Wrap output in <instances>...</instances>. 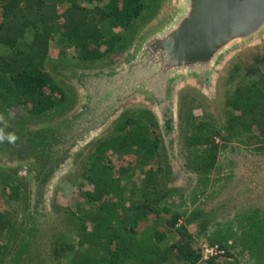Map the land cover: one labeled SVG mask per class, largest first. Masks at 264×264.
<instances>
[{"label":"trees","instance_id":"obj_1","mask_svg":"<svg viewBox=\"0 0 264 264\" xmlns=\"http://www.w3.org/2000/svg\"><path fill=\"white\" fill-rule=\"evenodd\" d=\"M60 1L0 0V104L7 110L23 107L31 117H42L62 109L67 101L66 91L47 71L55 33L74 49L79 62L94 64L133 46L136 34L131 26L146 9V0H66L67 7L60 14ZM108 21L118 32L105 35L102 27ZM126 34L130 39L124 43ZM229 79L231 87L242 86L244 91L239 97L229 98L227 124L220 129L202 121L186 136L191 166L202 177L216 167L219 141H241L250 135L248 144H262L264 149V72L238 64ZM123 114L116 132L100 141L83 164L79 175L84 180L82 187L89 189L81 196L89 209L80 207L71 212L68 221L77 228L78 243L58 244L54 260L58 264H199L201 257L192 245L188 226H204L201 230L206 231L207 222L199 223L198 212L188 217L172 212L171 191L160 162L162 139L142 118ZM142 116L145 119L150 113L142 111ZM50 131L10 132L5 142L0 139V154L11 156L12 144L30 143L38 157L42 153L39 172L52 177L61 154L44 156L47 144L41 138ZM258 132L261 135L257 136ZM113 156L122 165H113ZM50 157L55 166L47 164ZM138 173L140 184L134 181ZM6 178H0L4 191L11 187ZM12 190V200L18 199L19 190ZM260 218L259 212L248 213L238 219L237 227L242 230L243 249L257 253L256 259L260 258L262 264L264 251L257 250H264V221L258 223ZM182 220L184 224L180 225ZM143 223L148 226L142 227ZM160 224L165 230L159 229ZM234 227L231 225L233 232ZM14 228L13 216L0 213V242L10 237ZM221 229L224 236L218 242L228 256L225 243L229 233L227 227ZM173 233L178 239L168 243ZM8 253V245L0 244V264ZM206 264H217L216 259Z\"/></svg>","mask_w":264,"mask_h":264},{"label":"rangeland","instance_id":"obj_2","mask_svg":"<svg viewBox=\"0 0 264 264\" xmlns=\"http://www.w3.org/2000/svg\"><path fill=\"white\" fill-rule=\"evenodd\" d=\"M174 1H145V11L131 26V31L136 34L133 46L141 36L160 24L158 22L167 15ZM66 7V0L58 3L60 14ZM112 23L108 21L103 24L105 35L118 32L119 29ZM126 37L128 38L124 43L130 39L128 34ZM50 46L47 71L67 93V101L62 109L42 117H31L23 107L7 110L0 104L2 142L9 138L10 132L24 134L50 128V134L41 138V141L47 144L44 156L47 153L52 154L51 157L61 154L52 177H46L39 172L38 167L43 163L42 153L38 157V153L31 150L33 145L30 143L12 144L9 148L12 151L11 156L0 154V178L7 177L6 180L11 186L5 191L0 188V213H10L15 224L12 235L0 242L8 245L9 253L4 264H58L53 255L57 245L61 242L78 243L77 228L68 218L72 211H79L80 207L89 209L81 196L89 186L82 187L84 180L79 174L98 143L112 136L122 123L121 112L107 123H102L100 127L96 122L93 123L90 133L79 131L77 127V121L79 122L85 109L84 104L88 103L86 96L94 88L92 80L86 85L89 78L84 77L117 71L126 57L133 52V46L127 48L124 53L118 51L115 55L90 65L79 62L74 49L62 43L57 33L53 35ZM238 64H243L244 67L252 65L264 72V42L245 48L230 58L218 74L213 87L208 89L200 85L184 84L176 90L173 141L158 111L155 112L153 106H149L143 98L131 101L123 110V115L127 117L142 118L162 139L160 162L167 175V189L171 191L169 206L172 212L176 211L186 217L198 212L201 213L198 222L208 224L206 231L201 230L204 226H188L193 238L192 245L201 257L199 264H206L211 259H216L217 264H261L260 258L256 259L257 253L253 255L243 249L242 230L238 229L237 221L246 214L253 215L255 212H259L264 218L262 144H248L246 139L250 135L241 141H219L220 152L216 167L206 177H202L197 175L191 166L186 142V136L194 133L196 125L202 121L220 129L227 124L230 99L239 97L244 91L242 86L231 87L229 79L231 71ZM98 80L100 79L93 81L96 84ZM142 111L149 112L150 116L144 119ZM65 151L67 152L64 153ZM51 157L47 164L55 166L56 163ZM111 159L116 167L122 165L117 156ZM134 181L140 184L139 173ZM14 188L19 190V197L12 200L11 191ZM170 217L166 216V219ZM262 218L257 222L264 221ZM183 224L184 220L180 225ZM146 225L148 226L143 223L141 226ZM231 225L236 226L234 232ZM222 227H227L229 233V241L225 243L228 256L226 250H221L218 242L224 236ZM159 229L165 230L164 224H160ZM177 239L178 236L173 233L169 236L168 243ZM210 247L219 249V254L208 256L210 254L206 253V249ZM257 250L264 251L262 248ZM205 256H208V259Z\"/></svg>","mask_w":264,"mask_h":264},{"label":"water","instance_id":"obj_3","mask_svg":"<svg viewBox=\"0 0 264 264\" xmlns=\"http://www.w3.org/2000/svg\"><path fill=\"white\" fill-rule=\"evenodd\" d=\"M158 23L132 61L92 75V84L100 80L77 121L79 131L90 133L93 123L100 127L128 101L145 96L154 101L172 139L176 90L184 84L213 87L230 58L264 42V0H175Z\"/></svg>","mask_w":264,"mask_h":264},{"label":"flooded vegetation","instance_id":"obj_4","mask_svg":"<svg viewBox=\"0 0 264 264\" xmlns=\"http://www.w3.org/2000/svg\"><path fill=\"white\" fill-rule=\"evenodd\" d=\"M145 37H146V38H145ZM148 37H149V35H147V36H143V37L141 36L140 39L138 40L137 44H134V46H133V50H132V51L134 52L135 48L138 47V46L140 45L139 43H140L144 38H145V40H146ZM142 42H143V41H142ZM132 51H130V52H132ZM133 52L130 53V55L128 54L129 56L126 57V59L124 60L123 63L126 64L128 61H132V60L135 58V56H131V55L133 54ZM128 59H129V60H128ZM123 63H122V64H123ZM122 64H120V65H122ZM125 64H124V65H125ZM118 68H119V67H118ZM111 72H112V71H111ZM107 73H110V71L107 72ZM93 75L98 76V75H96V74H93ZM92 77H93L92 75L87 76V78H89L90 80H92ZM85 78H86V77H84V79H85ZM90 84H91V83H90ZM92 85H95V83L92 84ZM90 92H91V93L87 94L86 98H87L89 95L92 94V90H91ZM136 97H143V99H144V98H147V97H145V96H136ZM136 97H133V98H136ZM133 98H132V99H133ZM147 99H148V100H147ZM147 99H144V100H146V101L148 102V105H149V106L152 105L153 108L155 109V112H157V108H155V105H154V103H153L154 101L152 102L149 98H147ZM131 101H133V100L128 101V102L123 106V108L121 109V111H120L119 113H121V112L123 113V110H124L125 106H126L128 103H130ZM84 106H86V103L84 104ZM156 114H157V113H156Z\"/></svg>","mask_w":264,"mask_h":264},{"label":"built area","instance_id":"obj_5","mask_svg":"<svg viewBox=\"0 0 264 264\" xmlns=\"http://www.w3.org/2000/svg\"><path fill=\"white\" fill-rule=\"evenodd\" d=\"M210 248L206 249V253L210 254L208 256H213L214 254H217V255L219 254V251H218L219 249H215L216 247H210ZM213 248L216 250L215 252H214ZM208 256H205V258L208 259Z\"/></svg>","mask_w":264,"mask_h":264}]
</instances>
